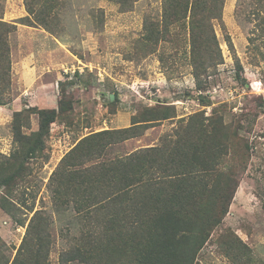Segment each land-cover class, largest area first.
I'll list each match as a JSON object with an SVG mask.
<instances>
[{
    "label": "rangeland",
    "instance_id": "374dc122",
    "mask_svg": "<svg viewBox=\"0 0 264 264\" xmlns=\"http://www.w3.org/2000/svg\"><path fill=\"white\" fill-rule=\"evenodd\" d=\"M162 4V0H135L131 9L122 11L110 0H62L57 33H51L15 22L28 14L25 0H0V19L17 24L9 36L10 88L8 82H3L5 90L0 87V98L6 102L0 105V175L12 173L21 161L24 164L14 183L0 185V247L10 258L26 227L6 211L4 200L18 205L15 216L30 218L33 212L27 209L36 196L34 210L44 209L53 221L50 263L84 264L60 260L68 243L59 220L74 221V216L69 211L58 214L48 185L52 172L82 137L130 127L144 106L169 104L175 106V117L146 129L142 126L143 134L113 143L103 158L160 145L176 136V129L185 123L180 119L196 113L207 118L216 108L222 128L213 136L222 145L212 155L218 163L213 184L226 177V188L231 190L236 181L239 185L229 212L200 250L198 261L264 264V0H225L222 22L213 21L221 56L202 54L211 66L202 71L206 83L201 89L185 30L172 26L154 45L146 39L145 20L161 24ZM27 92L29 96L22 95ZM114 92L118 98L110 100ZM32 106L55 108L57 120L41 153L29 158L19 154L12 163L8 158L20 149L13 135L14 118L23 125L30 121L24 127L27 133L39 127L38 114L27 109ZM20 110L23 113L16 117ZM233 239L237 241L231 243Z\"/></svg>",
    "mask_w": 264,
    "mask_h": 264
},
{
    "label": "trees",
    "instance_id": "16d2710c",
    "mask_svg": "<svg viewBox=\"0 0 264 264\" xmlns=\"http://www.w3.org/2000/svg\"><path fill=\"white\" fill-rule=\"evenodd\" d=\"M60 1L25 0L28 14L15 22L57 33ZM110 1L127 11L135 0ZM162 3L161 24L145 20L146 39L154 45L166 37L172 26L185 30L190 63L201 89L206 83L202 71L211 66L201 58L202 54L210 57L217 52L221 56L213 21L222 22L225 0H162ZM1 25L0 87L5 90L3 82H8V89L11 83L9 36L17 30V24L0 19ZM114 94L118 98L117 92ZM2 101L0 98V105L6 103ZM200 101L204 103L206 99L200 95ZM27 109L38 114L39 127L27 133L24 127L28 128L30 121L23 125L19 118H14L13 135L20 149L8 158L12 163H16L19 154L29 158L41 153L51 124L57 120L55 108ZM22 113L23 110L15 111L16 117ZM175 116L173 105L144 106L133 116L132 126L88 134L61 158L48 185L58 214L69 211L74 216V221L62 217L59 220L62 236L68 243L60 253L62 263L200 264L198 254L229 212L239 185L236 181L231 190L226 188L223 185L229 183L226 177L213 184L218 163L212 155L222 145L213 136L222 128L217 109L213 108L207 118L196 113L180 119L185 123L176 129V136L166 138L160 145L103 158L113 143L141 135L148 125ZM204 119L209 122L206 124ZM18 165L12 173L0 175V185L10 186L19 178L23 161ZM35 203L33 196V204L27 209L33 212L30 218L15 216L19 213L18 205L5 198L4 208L17 218L19 225L26 227V232L13 257L0 247V264H51L52 217L42 208L34 210Z\"/></svg>",
    "mask_w": 264,
    "mask_h": 264
},
{
    "label": "water",
    "instance_id": "95a60500",
    "mask_svg": "<svg viewBox=\"0 0 264 264\" xmlns=\"http://www.w3.org/2000/svg\"><path fill=\"white\" fill-rule=\"evenodd\" d=\"M114 99H115V94L114 93L110 94V100H114Z\"/></svg>",
    "mask_w": 264,
    "mask_h": 264
},
{
    "label": "crops",
    "instance_id": "0c3cea01",
    "mask_svg": "<svg viewBox=\"0 0 264 264\" xmlns=\"http://www.w3.org/2000/svg\"><path fill=\"white\" fill-rule=\"evenodd\" d=\"M34 91H36V90H34ZM22 95H28V92L27 93H25V94H22ZM29 96V95H28ZM31 103H33L32 101H31Z\"/></svg>",
    "mask_w": 264,
    "mask_h": 264
}]
</instances>
